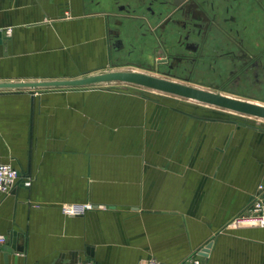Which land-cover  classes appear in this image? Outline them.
Returning <instances> with one entry per match:
<instances>
[{"label":"crops","instance_id":"1","mask_svg":"<svg viewBox=\"0 0 264 264\" xmlns=\"http://www.w3.org/2000/svg\"><path fill=\"white\" fill-rule=\"evenodd\" d=\"M240 2L228 28L261 63L231 90L264 100L240 90L264 81V0ZM146 11V0H0V83L149 68L158 23ZM216 44L211 58L231 50ZM214 60L204 83L240 66ZM0 163L31 181L0 198V234L17 233L0 264H181L208 244L202 264H264V226L236 222L264 195L263 125L113 88L0 91ZM80 203L94 208L61 212Z\"/></svg>","mask_w":264,"mask_h":264},{"label":"flooded vegetation","instance_id":"2","mask_svg":"<svg viewBox=\"0 0 264 264\" xmlns=\"http://www.w3.org/2000/svg\"><path fill=\"white\" fill-rule=\"evenodd\" d=\"M152 1L146 0V12L157 17L158 43L152 53V66L143 69L144 72L154 71L155 77L220 92L230 88L249 68L258 67L261 63L258 56L246 52L240 36H235L238 32L228 28L237 22L235 14L242 9L240 0H165L160 3L163 8L160 13H155ZM147 28L148 33L154 30ZM170 39L171 43L168 42ZM223 41L231 50L211 58L209 51L214 42L220 47L219 42ZM215 57H229L240 62L239 68L226 78L223 85L204 83L197 77L198 68L204 62L210 73L215 72Z\"/></svg>","mask_w":264,"mask_h":264},{"label":"water","instance_id":"3","mask_svg":"<svg viewBox=\"0 0 264 264\" xmlns=\"http://www.w3.org/2000/svg\"><path fill=\"white\" fill-rule=\"evenodd\" d=\"M111 83L134 85L201 105L264 121V104L255 100L234 98L226 96L219 91L205 90L134 70L113 69L94 75L84 76L79 79L64 81L6 82L0 83V91L28 90L34 92L52 89H83L103 87L104 85ZM210 247V244L206 245V247L198 253V257H205L208 254ZM0 250L4 253L5 257L17 250L16 232L12 233L11 240L3 245Z\"/></svg>","mask_w":264,"mask_h":264},{"label":"built area","instance_id":"4","mask_svg":"<svg viewBox=\"0 0 264 264\" xmlns=\"http://www.w3.org/2000/svg\"><path fill=\"white\" fill-rule=\"evenodd\" d=\"M21 183L25 187L30 186V179H23L22 174L9 164L0 163V198L8 195L16 184ZM262 191V187H259ZM94 206L90 203H80L66 205L61 208V212L70 217H82L88 211H91ZM239 224L244 225H263L264 226V195L257 194L252 197L251 202L246 211L236 220ZM7 237L0 234V247L5 245ZM76 264H97L94 261H80ZM141 264H161L154 258H149ZM181 264H202L201 258L197 255H192Z\"/></svg>","mask_w":264,"mask_h":264},{"label":"rangeland","instance_id":"5","mask_svg":"<svg viewBox=\"0 0 264 264\" xmlns=\"http://www.w3.org/2000/svg\"><path fill=\"white\" fill-rule=\"evenodd\" d=\"M259 22H263L262 19L259 20ZM171 39H170V43H171ZM262 44V43H261ZM170 47V46H169ZM261 49H264V45L261 46ZM170 49V48H169ZM262 55H264V51L262 53ZM128 70H134L138 72H142L145 74H149L152 76H155V72L154 71H147L150 73H146L144 72L143 69H128ZM210 72L207 69V63L204 62L202 64H200L198 71H197V77L198 79L202 80V79H206L208 76H210ZM245 85V83H244ZM246 86V87H245ZM243 88H241V91H244L245 93H249L250 95L253 96H260L262 98H264V81L261 84H250V82H248ZM116 91H120V92H125V93H136L139 94L142 97L148 98L149 100L158 102V103H163L167 106H192V105H201L192 101H188V100H184L172 95H167V94H163V93H158L149 89H145L142 87H138V86H134V85H127V84H120V83H111L108 85H104L103 87H101V89H105V90H111L112 88ZM98 88V87H96ZM91 89V88H89ZM207 90V89H206ZM222 94L226 95V96H230V97H234V98H239V99H250V100H255L257 102H260L262 104H264V100H259V99H254L251 97H247L244 95H239L237 93H235L234 91L231 90L230 88H226V89H222L220 91ZM202 107H205V105H201ZM209 107V106H206ZM226 116L228 117H235L237 119H239L242 123H247V124H253V123H257L260 125L264 126V121H259L256 119H252L249 117H245V116H241L238 114H234L232 112H228V111H224ZM66 216V215H65ZM70 217V216H67Z\"/></svg>","mask_w":264,"mask_h":264}]
</instances>
